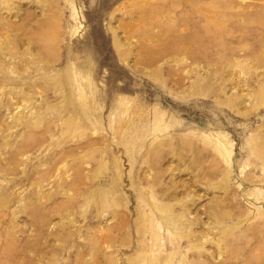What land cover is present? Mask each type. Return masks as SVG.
Returning a JSON list of instances; mask_svg holds the SVG:
<instances>
[{"label": "rangeland", "instance_id": "374dc122", "mask_svg": "<svg viewBox=\"0 0 264 264\" xmlns=\"http://www.w3.org/2000/svg\"><path fill=\"white\" fill-rule=\"evenodd\" d=\"M0 264H264V0H0Z\"/></svg>", "mask_w": 264, "mask_h": 264}]
</instances>
